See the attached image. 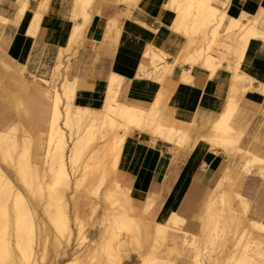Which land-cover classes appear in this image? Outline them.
<instances>
[{
	"label": "bare ground",
	"instance_id": "obj_1",
	"mask_svg": "<svg viewBox=\"0 0 264 264\" xmlns=\"http://www.w3.org/2000/svg\"><path fill=\"white\" fill-rule=\"evenodd\" d=\"M17 1L20 6L16 12V19H18L20 14L26 8L28 0ZM114 1L119 3L125 2L126 6L130 7L132 5L141 11L143 10L144 13H154V10H157V8L154 5L147 7V2L151 1L157 4L160 0ZM44 2H46V0ZM74 2V5H79V7H75L81 9L85 8L84 5L80 6L81 3H79L78 0H74ZM160 4L161 8L158 18L166 21L174 32L182 36L184 40L183 45L180 50L173 55L170 61L167 60L168 53L156 46L146 45L143 49L142 56L138 62L134 75L138 78L159 75L161 78L171 71L172 65L174 64H187L189 65L187 67L188 69L194 64H200L210 71L209 76H211V78L215 70L218 67H221V65L228 68V71L230 69L232 72V79H230L231 83L228 88V104L221 115H219V118L217 117L218 119L216 118V120H213L210 123L208 131L202 133V138L211 142L215 147H222L224 150H230L231 152L232 148L237 146L239 135L228 125V118L230 114L232 115V111L236 106L237 100L240 96L239 93L243 94V92L251 88L250 85L252 82V78L250 79L247 74L241 70L240 60L251 38L259 37L264 39V30L260 28L262 25L258 23L257 18L255 17L243 21L242 18L244 19L247 15L242 13L237 19H231L225 27L226 32L231 28H234L237 31L235 39H232V34H227L226 40L224 41L222 39L223 41L220 45L216 43V39L218 38V29L226 17L225 8H219L213 5L212 0H161ZM39 7L40 6H38V8ZM45 7L42 6V9ZM83 14V17L87 18L86 13ZM75 15L76 11L75 8H73V13L70 17L74 18ZM16 19L13 23H16ZM0 21L7 23L9 22V19L0 16ZM42 22L46 21L42 19L39 11H35L28 32L33 33V30L35 31L36 28H38L37 26ZM79 31V24L74 23L71 32L68 33L67 36H60L59 59L71 45L77 42ZM228 43L230 44L228 45ZM215 46H223L230 51V54L226 52V56H222L223 63L220 62V59L218 60V57L210 53V49L214 50L213 47ZM0 64H3L1 58ZM58 64L60 66L61 63ZM148 64L152 66L151 69H147ZM13 76H15V74ZM179 79L180 81H187V83L191 81L189 70L183 69ZM118 80V76H111L106 88L103 108L100 110L73 106V82L66 76H63L62 80L53 86V96L50 106L51 113L48 120L46 131L47 137L44 142L45 146L44 148L41 147L43 148L42 152L40 150V153H38L37 156H34L37 159H42L43 162L40 161L42 164L46 163L45 165H47L48 168L43 165V169H41L40 166L39 168L41 170H39L38 164L34 160L35 158H31L30 129L24 124H21L20 118V121L15 119L11 125H8L7 128L5 127L6 129L0 128V161L9 167V169L6 167L3 169L0 165V264H67V262L79 257L81 254L84 256V254L86 255L90 253L93 257L98 249L94 251L85 248L79 253L76 248H73L74 251L72 254L77 252V255L75 254L76 256L73 258L71 257V259L66 262L65 260H61L60 262L59 258H55L53 261L49 259L47 260V263L41 262V260L46 259L45 243L50 242L47 241L48 229L45 224V216L50 218L55 224V228L58 230L57 233H59V236L54 233V236L57 239L58 248L56 249L59 251L58 255H66V248L69 245L72 229L69 224L70 218L68 215V208L70 205L69 198L72 196L68 198L65 193V190L70 188V174L68 167H70L73 172L77 170V162L82 156L83 158L84 156L87 157V160H91V163H93L91 164L87 161L83 166L79 164L83 169L81 170L82 176L80 173L77 181L75 180L76 185L77 182L79 183V179H81L80 181H87L95 176L96 172L95 169H93L94 166L98 169L101 177L107 173V169H111V172H109L112 173L113 176L117 171L116 165L117 159L119 160L118 155L121 147L126 141V137H128L133 130L145 132L152 139L159 138L178 146L182 145L186 140L191 122H184L174 118L173 113L175 110L172 114L171 111L169 112L166 110L167 105L165 106L164 100L165 94L163 95L161 92L158 94L156 93L155 98L150 102L147 108H139L118 99ZM26 87L27 82L23 80L15 92L6 91L5 88L0 89V95L11 102V109L16 116H19L21 111H23L25 115H28L29 113L28 103L23 97V92ZM171 110L173 109L171 108ZM81 125L84 126L83 130L81 128L82 132L84 131L83 134L82 132L79 133ZM204 126L207 127L206 125ZM17 127L22 128L20 129V133H17ZM236 150L242 157H244V161L240 163L238 162L237 164L232 162L227 172L223 174L217 184L210 189V193L205 200L204 208L206 207V210L204 209L205 214H203L204 220L202 223L206 227L205 230L204 228L202 229L204 230V234H202L208 242L212 241V243H216L217 240L221 242L222 236L225 235L224 229L230 226L235 227L236 230L239 231V234L238 238L233 243L234 248H232L235 250L233 256H231V258L233 257V260H229L232 261L231 264H260L259 259L264 258V223L251 219L246 215L245 212H247L248 202L247 199L240 194L238 189L243 181L242 179L246 176V172H250L252 164H256L260 162V160L237 147ZM42 154L43 157L41 156ZM54 163L58 165L57 168H54ZM48 174L54 176H51L52 178L47 180L45 179V175ZM41 176H45V178H40ZM109 180L108 183H110ZM17 182L22 183L24 186L22 188L26 190L22 189ZM117 182L118 181H115V178H113L110 184L112 185L113 183L114 185L109 186L110 184H108L107 186L109 187L105 188L102 193L101 202L106 212V214L104 213L106 216H104L107 221L110 218V216L107 217V215L114 213L112 211H114L117 206H120L121 209L124 208L120 201L125 203H127L128 200L130 201L128 195L129 191L126 192L125 189V191H123L121 189L122 187H119ZM81 183L82 182H80L79 185ZM77 186L74 187L78 188ZM82 186L83 184H81L79 188H82ZM99 190L98 186L97 191ZM28 192L32 196L31 202H29L30 199L26 200L25 198ZM90 192L94 193L92 190ZM96 193L99 192H95V194ZM75 198L73 197V199ZM32 199H34L33 201H36V203H39V205L41 200L44 199V202L41 204L43 208L41 210V216L37 214V210L35 211L34 209L35 207L33 208L34 204L32 205ZM235 199L237 201L236 203L234 202ZM216 202H219L218 204H220L218 207L220 211L214 208L217 207ZM73 203H75V201L72 202V204ZM236 206L239 210L236 209ZM75 207H77L76 204ZM129 207L130 209L128 211L133 212L135 207L133 205H129ZM75 210L73 212H75ZM78 210L77 213H79ZM143 210H147V213L150 211H148L145 206ZM77 213L74 216V220L76 219L79 222V219L77 218L80 213ZM150 215L148 213V216ZM116 216L117 217H111V220L109 219L111 223L108 221L109 224L105 230H103V233H108L112 238H118L121 230H125L127 231L126 236H124L125 238H120V244L123 245L122 247H126L128 244H132L130 248L133 245H136L137 247H146L148 242V238L146 237L148 236L141 232L142 230L140 232L137 231L139 226H137L138 228L135 227L134 216H132L130 212H123ZM83 219L84 218H82V220ZM182 222L183 219L172 213L167 222L155 223V227L151 232L153 233V244L149 241L152 253L156 251L155 242L161 243L162 238L170 229H180L179 225L182 224ZM220 222L221 226L219 224ZM203 224L202 227H204ZM143 226L145 227V225ZM148 229H150V226H147V231ZM50 231L51 230H49V234ZM202 234L201 237L203 238ZM193 237L197 239L199 236ZM191 239L192 237L188 239L184 237L183 244L185 245L184 247L186 250L189 249V245H194L193 247L196 245L194 244L196 243V240ZM199 239L200 238L197 240L198 243ZM200 240L204 243L203 239ZM203 243L200 245L198 244V246H202ZM212 243L211 245L213 246ZM187 244L189 245L187 246ZM96 246L97 245H95V247ZM221 246L224 245L221 243ZM202 249L199 250L200 254L195 252L196 256L197 253L198 256L201 255ZM189 252H191V250ZM152 253L144 255L138 250L137 256L140 257L139 264H154L157 262L156 258H153ZM106 257V260L111 262V264H121L120 255L117 252H108L106 249ZM82 259H76L73 263H78L77 260ZM56 261L58 262L56 263ZM213 261L214 260L211 262Z\"/></svg>",
	"mask_w": 264,
	"mask_h": 264
},
{
	"label": "crops",
	"instance_id": "obj_2",
	"mask_svg": "<svg viewBox=\"0 0 264 264\" xmlns=\"http://www.w3.org/2000/svg\"><path fill=\"white\" fill-rule=\"evenodd\" d=\"M44 1L28 0L26 10L24 9V13L16 19L20 6L18 1L0 0V16L9 19L7 23L0 21V58L3 61V64H0V89L15 92L23 80L27 82L23 97L28 103L29 113L25 115L21 111L20 120L24 117L23 124L34 135L41 134L39 131L36 133L38 124L47 131L53 86L61 81L63 76L73 82V106L87 109L103 108L106 88L112 75L119 77L118 99L127 104L147 108L156 93L165 94L166 110L171 111V114L175 110L174 118L184 122L193 121L197 125L191 124L187 138L180 146L159 138L152 139L145 132L138 130L130 132L118 155L116 181L129 191L130 204L138 209L140 207V211H145L144 206L150 210L148 213H151L149 217L154 222L153 229L155 223L167 222L166 218L174 213L183 219L182 224V216L189 219L190 230H198L199 224L195 218L202 215L203 222L206 197L232 164L228 151L215 147L202 138V133L208 131L210 123L219 118L228 104L231 70L228 71L224 66L218 67L211 78L210 71L200 64H194L189 69L187 64H174L164 77H136L134 74L146 45L162 49L168 53L167 60L170 61L184 42L182 36L174 32L166 21L158 18L161 0L157 4L147 2V7L154 5L157 8L154 13H144L132 5L128 7L126 4H116L114 0H93L88 24L80 34L77 45H73L71 51L64 52L59 59L60 36H67L74 23L82 22V17H70L75 8L74 0H46L47 3ZM225 3L224 0H212L215 6H223ZM42 6H46L47 12ZM227 7H230L228 23L242 13L252 15L260 11L264 15V0H229ZM33 11H39L46 22L40 23L33 33H29ZM15 19L17 21L13 23ZM257 21L264 30V20ZM227 32L232 34V39L237 36L234 28ZM225 49L230 54V51ZM58 63H61L60 66ZM24 64L28 71L46 72L47 78L40 77L41 81L27 79ZM240 67L250 79L252 78L251 88L243 94L239 93L241 97L237 100V111L235 112L234 108L232 115L230 114L228 125L239 135L240 147L238 145L237 148L260 160L256 164H262V38L250 39L242 54ZM151 68V65L147 66V69ZM183 69L189 70L191 81L188 83L179 79ZM6 85L13 86L12 90L6 88ZM202 125L207 127L200 128ZM242 132L244 134L240 140ZM197 134H200L198 139ZM37 155L38 153L34 156ZM242 180L239 191L247 199L250 208L246 215L264 223V169L259 167L257 173L246 174ZM164 220L166 221L162 222ZM179 230L180 233L172 232V241L177 237L184 240L185 230Z\"/></svg>",
	"mask_w": 264,
	"mask_h": 264
},
{
	"label": "rangeland",
	"instance_id": "obj_3",
	"mask_svg": "<svg viewBox=\"0 0 264 264\" xmlns=\"http://www.w3.org/2000/svg\"><path fill=\"white\" fill-rule=\"evenodd\" d=\"M79 1V3H81L80 4V6L82 5H84V7L85 8H83V9H81V8H77V7H75V11H76V16H81L82 17V22L79 24V26H80V31L78 32V38L80 37V34L82 33V31H83V29L85 28V26L88 24V20H89V17H90V14H91V12H90V10H91V5H92V1L93 0H78ZM220 1H222V0H220ZM226 3L225 4H223V6H221L220 4H217V6L219 7V8H225L224 10L226 11V17H225V19L222 21V25H220V27H219V29H218V35H217V39H216V43H218V44H220L221 45V42L224 40H226V35L228 34V32H226V30H225V27H226V25L228 24V20H227V16L228 15H230L229 13V11H230V7H227V2L229 1V0H224ZM112 2H114V1H112ZM114 3H116V4H126L125 2L124 3H122V2H114ZM75 6H78L79 7V5L78 4H76ZM133 8H135L134 6H133ZM95 10V9H94ZM80 12H82V13H80ZM78 13V14H77ZM83 13H86V15H87V18L86 17H83ZM246 14V13H245ZM247 16L246 17H244V19L242 18V20H245L246 21V19H251V18H253V17H255V18H257L258 20H259V22L260 21H263L264 20V15H263V13H261L260 11L257 13V14H252V15H248V14H246ZM42 23H45V22H42ZM220 36V37H219ZM259 38V37H258ZM223 39V40H222ZM262 40H264V39H262ZM77 42H78V39H77ZM77 42L76 43H74L73 45H77ZM73 45H71L70 47H69V49L68 50H66L65 51V53L66 52H70L71 51V47L73 46ZM213 49L214 50H211L210 49V53H212V54H214L216 57H218V60L220 59V62L221 63H223V57L222 56H226V49L223 47V46H221V47H218V46H215V47H213ZM0 51L2 52V49H1V47H0ZM222 52V53H221ZM224 52V53H223ZM220 57V58H219ZM68 58V57H67ZM69 59V58H68ZM149 65V64H148ZM147 65V66H148ZM24 66H25V70H24V72H25V74H26V77H27V79H36L37 81H41V79H39L40 77H45V78H47V74H46V72H43V73H40V72H31V71H28L27 69H26V65L24 64ZM221 66H224V65H221ZM67 77V76H66ZM12 87L13 86H11V85H6V88H8L9 90H12ZM238 104H239V102L237 101V103H236V107H235V112L237 111V107H238ZM12 105H11V102L10 101H8V99H6V98H4V97H2L1 95H0V128H7V126L8 125H11L12 124V122L16 119V120H19V118L21 117L20 115L19 116H16L15 114H14V111L11 109L12 107H11ZM235 112H233V114L235 113ZM19 117V118H18ZM23 117V116H22ZM18 118V119H17ZM21 124H23V123H25V121H23L24 120V117L23 118H21ZM20 121V120H19ZM41 122V121H40ZM191 124L192 125H194V126H196L197 124L195 123V122H191L190 123V127H191ZM17 126H20V125H17ZM203 126L204 125H202V126H200V128H203ZM5 128V129H6ZM19 128V129H18ZM81 128H82V130H83V128H84V126H82L81 125V127H80V129H79V133L80 132H82V130H81ZM20 129H22V128H20V127H17V133H20L21 132V130ZM36 133L39 131V133H41V134H39V135H34V134H32L31 133V131H30V137H31V146H30V154H31V157H33L35 154H37V153H39L40 152V150H41V152L43 151V148H44V146H45V140H46V137H47V135H46V130H45V127H43V126H41L40 124H38V125H36ZM20 130V131H19ZM42 130H45L44 132H41ZM81 130V131H80ZM84 133V131L82 132V134ZM243 134H244V132H242V134L240 135V140H241V137L243 136ZM200 135V134H199ZM199 135L197 134L196 136H197V139L199 138ZM240 142H238V144H237V146L239 145V147H240V144H239ZM172 144V143H171ZM41 145V146H40ZM236 146V147H237ZM41 147H43V148H41ZM236 147H233V148H235V149H233L232 147V150H234V151H232L231 150V152H230V150H228V152L227 153H229V156H230V158L232 159V162H243L244 161V157H242L239 153H238V151L236 150ZM42 157H43V154L41 155ZM41 161H42V159H40ZM40 160H36V163L38 164V168L40 167L41 169H43V165H45L44 163L42 164V162L40 161ZM90 162L91 163V160H87V157H85L84 156V158H83V156L78 160V162H80V163H78L77 162V170H75L74 172L72 171V169L70 168V167H68V170H69V174H70V188L69 189H66L65 190V193H66V196H68V198L69 197H71V198H69V202H70V205H69V208H68V210H69V212H68V215H69V218H70V220H69V224H70V227H71V229H72V234H71V237H70V240H69V245L67 246V248H66V255H64V256H62V255H58V252L59 251H57V249L56 248H58V246H57V239L55 238V234L54 233H56V235L57 236H59V233H57L58 232V230L55 228L56 226H55V224L50 220V218L49 217H46L45 215H43V216H45L44 217V219H45V224H46V226H47V236H48V238H47V241L49 242V243H45V257H46V259L45 260H41V262H43V263H47V260H54L55 258H59V260H60V262H61V260H65V262L67 261V260H70L71 259V257L73 258L74 256H76L77 254V252H81V250H83V249H85V248H89V249H91V250H97L96 252H98V253H94V255H93V257H92V255L90 254V253H88V254H84V256L81 254L79 257H77V258H75V259H72V260H70L69 262H67V264H78V263H80V264H111V262H109V261H107L106 260V249H107V251L108 252H117L119 255H120V259H121V264H139V258L140 257H138L137 256V253H138V250H140V252L141 253H143L144 255L145 254H147V253H152V250L150 249V242H151V244H153L152 243V240H153V233H151L152 232V230H153V220L148 216V214L146 213L147 212V210H145V211H140V209H138V207L137 206H135V205H133L135 208L133 209V212L132 211H128L129 209H130V207H129V205H132V204H130L131 202L128 200V202L127 203H125V202H122V201H120V203H121V205H123V207L125 208H123V209H121L120 208V206H117L116 207V209L114 210V211H112V212H114V213H112V214H108L107 215V217H109L110 216V218L111 217H117L116 215H120V214H122L123 212H130L131 214H132V216H134L133 217V219H134V222H135V227L136 228H138L137 226H139V228H138V232H140L141 230V232H143V233H145V234H147V236L148 237H146V238H148L147 239V244H146V247H143V246H136V245H133L131 248H130V246L132 245V244H128L127 246L126 245H124V246H126V247H122L123 245H121L120 244V242H121V239L120 238H125L124 236H126V232L127 231H125V230H121V232L119 233V236H118V238H116V237H110V235L108 234V233H103V230H105V228L108 226V224H109V219H108V221L105 219V214H106V212H105V209H104V207H103V204H102V202H101V198H102V193H103V190L105 189V188H107V187H109V186H113L114 184L112 183V185L110 184L111 182H112V179L113 178H115V181L117 180L116 179V173H114L113 174V176H112V173H110L111 172V169L109 170V169H107V173H105V175L103 176V177H101V174L99 173V171H98V169H96V167L94 166L93 167V169H95V172L97 173H95V176H93L92 177V179L91 180H87V181H80L81 179H79V183L80 182H82L81 184H83V186H82V188L80 187L79 188V186L81 185H79V183L77 182V185L75 184V180L77 181V179H78V175L80 176V173H81V170L83 169L81 166H83V164L84 163H86V162ZM83 162V163H82ZM93 162V161H92ZM82 163V164H81ZM36 164V165H37ZM55 165H54V168L56 167H58V165L56 164V163H54ZM81 166H80V165ZM91 164H93V163H91ZM103 164H105V163H103ZM0 165L3 167V169H5V167L7 168V169H9V167H7L3 162H1L0 161ZM57 165V166H56ZM45 166H47V165H45ZM78 166H79V168H78ZM117 166V165H116ZM259 167L260 168H262V169H264V161H263V163L262 164H252V166L250 167L251 169H250V172H246V174H253V173H257L258 172V170H259ZM39 168V170H41ZM47 168H48V166H47ZM70 168V169H69ZM110 171V172H109ZM73 172V173H72ZM99 174V175H98ZM107 174V175H106ZM12 175V174H11ZM39 175V174H38ZM49 175V174H48ZM45 175L46 176V178H45V176L44 177H40V178H45V179H47V180H49L50 178H52L54 175ZM111 175V176H110ZM40 176V175H39ZM38 176V177H39ZM52 176V177H51ZM81 176H82V173H81ZM77 177V178H76ZM40 178H38V179H40ZM111 179V180H109V179ZM103 181H105L106 182V180L108 179L109 180V182L110 183H108V180H107V182H106V184H105V182H103ZM104 179H106V180H104ZM42 180V179H41ZM82 180H85V179H82ZM74 182V183H73ZM83 182H87V183H83ZM88 182H89V184H88ZM20 186H21V188L22 187H24L23 185H22V183H20V182H17ZM104 183V184H103ZM108 184H110L109 186H107ZM117 184L119 185V187L121 186L120 184H119V182H117ZM77 186L78 188H76V187H74V186ZM98 186H99V191H97L98 190ZM122 187V186H121ZM22 189H24V188H22ZM74 189V190H73ZM123 191H125L126 190V192H127V189L126 188H124V187H122L121 188ZM125 189V190H124ZM239 189V188H238ZM24 190H26V189H24ZM23 190V191H24ZM69 190V191H68ZM94 191V193L93 192H90V191ZM76 192V193H75ZM95 192H99V193H96L95 194ZM101 192V193H100ZM24 193H26V192H24ZM74 193H75V195H74ZM93 193V194H92ZM29 192H28V194L25 196V198H26V200L28 199H30L29 200V202H31V198H32V196H31V194H30V196H29ZM241 194V193H240ZM77 195V196H76ZM99 195V196H98ZM28 196V197H27ZM73 197L75 198V199H73ZM100 198V199H99ZM71 199V200H70ZM89 199V200H88ZM34 199H32V205H33V208L35 209V211L37 212V214L39 215V216H41L42 215V206H41V204L44 202V199L43 200H41V202H40V205H39V203H36V201H33ZM73 200V201H72ZM94 200V201H93ZM230 200V199H229ZM74 202L75 201V203H73L72 204V202ZM78 203H77V202ZM91 201V202H90ZM88 202V203H87ZM235 203L237 202L236 201V199H235V201H234ZM92 203V204H91ZM217 204V207H214V208H216V209H218V211H220V209L218 208L219 207V205L220 204H218L219 202H216ZM73 205V208H77L76 210L75 209H73L72 208V205ZM75 204H76V206L77 207H75ZM78 205H80V206H78ZM215 205V206H216ZM38 206V207H37ZM92 206V207H91ZM120 210H119V209ZM137 208V209H136ZM79 209V210H78ZM92 209V210H91ZM236 209L237 210H239L238 209V207L236 206ZM249 203H248V207H247V212H245L246 214L248 213V211H249ZM75 210V212H73ZM77 210H78V212L81 214H79V213H77ZM120 212H119V211ZM136 211V213H135V211ZM117 211V212H116ZM123 211V212H122ZM138 212V213H137ZM79 214L80 215V217H79V215H78V218L77 219H79V222H78V220H74V216H75V214ZM105 213V214H104ZM105 215V216H104ZM115 215V216H114ZM180 216H182V215H180ZM135 217H137V218H135ZM183 218H184V223L183 224H180L179 225V227L181 228V229H184L186 232L183 234V235H185V237L188 239V238H191L192 237V239L193 240H196L195 242L196 243H194V244H196L195 245V247H193L192 245H189V244H187V246L189 247V249H188V247L186 246V248L190 251L191 250V252H189L188 250H186L185 249V245L183 244V239H181V238H179V237H177L174 241H172L171 240V235H172V232H181V230H179V228L176 230V229H170L169 231H168V233H166L165 234V236L162 238V242H161V239H160V242L161 243H157V242H155V245H156V251L154 252V253H152V256H153V258H156V261L157 262H155L154 264H197L198 262H200V263H198V264H231L232 263V261H229V260H233V257L231 258V256H233V254H234V250L235 249H233L234 248V245H233V243L236 241V239L238 238V234H239V231H237L236 230V228L235 227H233V226H230V227H226L225 229H224V232H225V235L224 236H222V239H221V242L220 241H216V243H212V241L211 242H208V241H206L205 240V236H203V234H204V230H205V225L202 223V217L199 215L197 218H195V220H197V223L199 224V229L198 230H190L189 229V219L188 218H186L185 216H182ZM82 218H84L83 220H82ZM139 218V219H138ZM141 218V219H140ZM146 218V219H145ZM81 219V220H80ZM143 219V220H142ZM168 218H166V220H167ZM111 220V219H110ZM142 220V221H141ZM147 220H148V223H147ZM166 220H164V221H162V222H165ZM141 222H143V223H141ZM145 222V223H144ZM111 223V222H110ZM140 223H141V225H140ZM139 224V225H138ZM202 224H203V226L204 227H202ZM220 224V226H221V222L219 223ZM143 225H145V227L143 226ZM147 226L149 227L150 226V229H148V231H147ZM144 227V228H143ZM56 229V231H55V229ZM142 228V229H141ZM146 228V229H145ZM204 228V230H202ZM221 228V227H220ZM49 230H51L50 231V234H49ZM203 232H202V231ZM237 232V233H236ZM203 233V234H202ZM148 234H150V235H148ZM201 234H202V236H203V238L201 237ZM191 235H193V236H196V237H198V238H200V239H203V241H204V243L202 242V240H200L199 239V243L197 242V240H198V238L196 239V238H194L193 236H191ZM146 236V235H145ZM149 236H150V238H149ZM46 238V237H45ZM191 239V240H192ZM150 241V242H149ZM214 241V242H215ZM241 241V240H240ZM46 242V241H45ZM164 242V243H163ZM193 242V241H192ZM200 245V244H202L203 243V245L202 246H198V244ZM207 243V244H206ZM211 243L213 244V246L211 245ZM221 243H222V245H224V246H221ZM228 246H226L225 244ZM47 244V245H46ZM93 244V245H92ZM160 244V245H159ZM95 245H97L96 247H95ZM121 245V246H120ZM48 246V247H47ZM90 246H91V248H90ZM183 246V247H182ZM198 246V247H197ZM210 246V247H209ZM216 246V247H215ZM193 247V248H192ZM196 247H197V249H196ZM204 247V248H203ZM233 247V248H232ZM47 248H48V250H47ZM76 248L78 251L76 252V253H74V254H72L73 253V251H74V249ZM95 248V249H94ZM133 248V249H132ZM183 248V249H182ZM195 248V249H194ZM202 249L201 250V255L200 256H198V253L200 254V252H199V250L200 249ZM193 249V250H192ZM199 249V250H198ZM194 250H198V251H194ZM205 250V251H204ZM195 252H198L197 253V256H196V254H195ZM203 252V253H202ZM76 254V255H75ZM90 254V255H89ZM98 254V255H97ZM189 254H190V256H189ZM71 255V256H70ZM88 255V256H87ZM58 256V257H57ZM70 257V258H69ZM82 257H83V259H82ZM197 257V258H196ZM203 257V258H202ZM231 258V259H230ZM76 259H82V260H77L78 261V263H73V261L75 262V260ZM158 259H159V261H158ZM194 259H197V260H194ZM227 259V260H226ZM194 260V261H193ZM201 260V261H200ZM204 260V261H203ZM212 260H214L213 262H211ZM76 261V262H77ZM164 261V262H163ZM196 261H197V263H196ZM259 261H260V264H264V258H262V259H259ZM263 261V262H262ZM58 261H56V263H57ZM227 262V263H226ZM262 262V263H261Z\"/></svg>",
	"mask_w": 264,
	"mask_h": 264
}]
</instances>
